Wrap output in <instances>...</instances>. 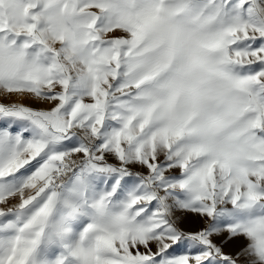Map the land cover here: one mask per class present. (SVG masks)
<instances>
[{
  "label": "snow or ice",
  "instance_id": "snow-or-ice-1",
  "mask_svg": "<svg viewBox=\"0 0 264 264\" xmlns=\"http://www.w3.org/2000/svg\"><path fill=\"white\" fill-rule=\"evenodd\" d=\"M0 264H264V0H0Z\"/></svg>",
  "mask_w": 264,
  "mask_h": 264
},
{
  "label": "rangeland",
  "instance_id": "rangeland-1",
  "mask_svg": "<svg viewBox=\"0 0 264 264\" xmlns=\"http://www.w3.org/2000/svg\"><path fill=\"white\" fill-rule=\"evenodd\" d=\"M185 226L188 227V228L195 229V228H197L199 226V222L195 221V220H189V221L186 222ZM226 250H232V246L230 245L228 247V249H226Z\"/></svg>",
  "mask_w": 264,
  "mask_h": 264
}]
</instances>
